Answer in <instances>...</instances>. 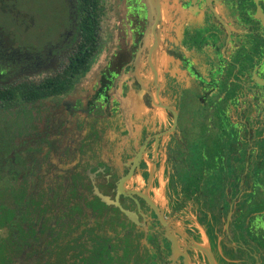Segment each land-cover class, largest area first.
<instances>
[{
  "label": "flooded vegetation",
  "instance_id": "obj_1",
  "mask_svg": "<svg viewBox=\"0 0 264 264\" xmlns=\"http://www.w3.org/2000/svg\"><path fill=\"white\" fill-rule=\"evenodd\" d=\"M20 1L0 0V89L55 76L68 84L8 112L1 108L0 124L13 122L15 140L0 132L4 145L11 143L5 156L0 151V189L7 169H18L23 161L28 178L19 182L26 195L12 221L6 220L5 207L0 209V264H209L191 248L194 243L209 250L213 264H263L254 236L255 228H262L256 219L264 220V0H159V19L139 52L137 69L133 63L148 26L147 8L140 0H96L97 48L108 44L109 55L117 47L116 57L121 26L131 59L115 71L103 70L98 88L84 85V79L80 87L85 93L92 89L90 95H82L76 84L91 59L83 72L65 77L82 39L78 0H61L66 11L51 13L45 26L36 23L38 15L18 9ZM126 13L136 21L132 32ZM104 16L109 26L103 42ZM6 19L20 35H36L16 40L1 25ZM154 36L158 44L150 56ZM194 53L206 58L202 69L195 67L200 62ZM161 63H168L165 70ZM246 80L255 88L248 90ZM139 152L137 167L117 195L118 181ZM164 158L170 170L163 175ZM183 170L192 181L205 179L211 203H201L194 220L201 228V212L213 217L210 235L204 230L207 244L196 228L170 220L181 198L174 195L164 205L153 199L155 188L164 193L175 187ZM94 189L111 200L117 196L136 220L102 202ZM135 191L146 196L162 222ZM245 212L255 213L254 220H240ZM173 220L183 225L179 231ZM166 232L178 245L174 257Z\"/></svg>",
  "mask_w": 264,
  "mask_h": 264
},
{
  "label": "trees",
  "instance_id": "obj_2",
  "mask_svg": "<svg viewBox=\"0 0 264 264\" xmlns=\"http://www.w3.org/2000/svg\"><path fill=\"white\" fill-rule=\"evenodd\" d=\"M76 13L80 14L78 19V28L81 33V42L74 58L71 61L75 63H69L68 67L65 70V77L70 76L72 73H80L85 70L88 65L90 56L96 46V34H97V17H96V0H78L77 8L75 9ZM68 82L65 80H60L58 76L55 77H46L37 84H28V83H19L13 87H7L6 89H0V115L3 113L1 108H4V111L8 110L20 102H32L35 99L45 97L47 95L57 94L64 91L67 88ZM20 97V98H19ZM4 112V115H5ZM2 118L0 117V120ZM12 121L8 123L0 124V132L6 131V133L11 134V139L15 140L14 132L12 131ZM4 141L0 138V151L3 150L2 155L8 153L9 147L8 144H11L7 140L4 145ZM13 146V145H12ZM4 155V156H5ZM26 161H23L19 168L7 169L5 174V186L2 190L0 189V209L5 207L8 212L6 220L12 221L14 216L15 208L18 202H22L25 197V187L19 185V182H24L28 178L27 169L25 168ZM61 167V166H60ZM56 167L53 173L56 175L58 169ZM186 171V170H185ZM20 173V176H19ZM65 175V174H64ZM63 175V176H64ZM21 177V178H18ZM201 180V181H200ZM198 181H192L183 174H179L175 187L173 186V192L176 199H183L178 203L177 208L181 210L185 207L184 202L187 199L196 200L197 203H202L205 206L210 200H208V193L206 191L205 179H200ZM199 182V183H198ZM176 185L180 186L179 191L177 192ZM1 188V187H0ZM200 200L202 202H200ZM250 212L242 213L243 220ZM4 219L3 216H0V224ZM213 217H210L205 212L200 213L199 224L204 228L207 234L210 235L212 231L211 222ZM264 264V261H263Z\"/></svg>",
  "mask_w": 264,
  "mask_h": 264
},
{
  "label": "rangeland",
  "instance_id": "obj_3",
  "mask_svg": "<svg viewBox=\"0 0 264 264\" xmlns=\"http://www.w3.org/2000/svg\"><path fill=\"white\" fill-rule=\"evenodd\" d=\"M61 0H21L20 3L17 4V8L29 12L28 15L30 14H36L37 16V20L36 23L41 25V26H45L44 24L41 23H45L48 22L49 23V18L48 16L51 13H59V11H66V9L61 5L62 2H60ZM62 7V9H61ZM48 14V15H47ZM107 16H104L102 19V33H101V38L102 41L104 42V32H105V27L107 28L109 26V22L106 21ZM108 20V19H107ZM124 20L126 23L129 24V29L132 32V28L133 25L136 24V21L133 17V15H131L130 13H126L124 16ZM1 21H3V19H1ZM10 19H6L4 23H1V25L4 27L6 33L7 32H11V34H13V36L15 37L16 40H23V41H28L30 40L32 37H34L36 34H29L27 36H24L23 34H19V30L18 29H14L16 27V24L13 23V25L10 22ZM19 22H22V19L19 20ZM33 23L32 21H29V24ZM4 24V25H3ZM120 25V24H119ZM44 28V27H43ZM109 34V32H107ZM103 35V36H102ZM115 37H116V41L120 44V50L117 52V56L113 58V53L116 52V49H114L109 55L108 52L106 53L105 50L108 46V44H105L103 46L98 45L95 47V49L93 50L92 54H91V60L89 63V71L87 72L86 76L81 79L76 85L79 87L80 91H83L82 95H90L93 93L92 89H90L88 92H84V90L81 89V84L84 82L83 80L85 79L86 82H84V85H88L89 87H91L92 85L96 86L97 84V88L101 85L100 82V78H101V73L103 70H110L113 69L114 71L118 68V66L124 64L123 62L129 61L131 59V54H129L130 51V46L127 48H123V43H124V37H125V33H124V29H122V27L120 26V29L117 31V33H115ZM108 42V41H106ZM105 42V43H106ZM96 48L99 51V54L96 53ZM164 53V52H163ZM196 54V55H195ZM106 56L107 59L105 58ZM111 56V58H110ZM190 56V54H189ZM194 56L196 59L195 61L200 62V63H195V67L197 69L201 68V65H205L206 63H203V61L206 59L204 57V55H201L200 53H194ZM112 59L113 63H109V61ZM117 62V63H115ZM177 64V63H176ZM175 63H173L174 66H176ZM168 65V63H161V67L160 69L165 70L166 66ZM248 83H246V87L248 90L254 89L255 87L252 84H249L250 82L248 80H246ZM219 88H221V86H219ZM221 90V89H219ZM89 93V94H88ZM74 95V94H72ZM71 94L69 96H72ZM171 94L167 93V98L169 100V98H171ZM170 101V100H169ZM171 103V102H168ZM158 111V110H156ZM159 114V113H157ZM158 118V115H156ZM255 116L254 114H252V117ZM225 120H223L224 123ZM151 128H155V126L150 125ZM179 185H176V187H178ZM173 187H170L169 190L166 189V192L162 193L158 188H155L153 190V199L156 203L164 205L166 202L171 201L172 199H174V194L172 192ZM238 189V187H237ZM240 191L242 192V189H240ZM238 195H240V193H238ZM185 196V195H184ZM182 196V199L183 197ZM181 199V200H182ZM219 199V196L218 198ZM185 207L182 208L181 210H179V208H177L175 210V212H173L170 215V220L175 219L176 218H188L190 216V214L192 215V217L196 216V210L197 207H200V203H197L196 200H189L187 199L186 202H184ZM198 205V206H197ZM264 212L262 213V219L264 218ZM166 215V214H165ZM255 215V213H249L245 219H253V216ZM167 216V215H166ZM161 220V217H160ZM259 219H256V222L258 224H262V228H255L257 229V236L254 238L257 240L260 249L263 250L264 252V220H261V223L258 222ZM162 222V220H161ZM174 225L177 226H183L180 222L174 221L173 220ZM251 225L254 227L253 222L251 223ZM174 227V228H175ZM180 228L177 227V231H179ZM200 234L202 235V239L204 244H207L206 242V238H205V232L204 229L201 227L199 228ZM252 231H254V229H252ZM260 231V232H259ZM254 233V232H253ZM252 239H250L251 241Z\"/></svg>",
  "mask_w": 264,
  "mask_h": 264
},
{
  "label": "water",
  "instance_id": "obj_4",
  "mask_svg": "<svg viewBox=\"0 0 264 264\" xmlns=\"http://www.w3.org/2000/svg\"><path fill=\"white\" fill-rule=\"evenodd\" d=\"M140 3L143 4L147 8L148 26H147V29H146V31H145V33L143 35V38H142L143 39L142 40L143 44H142L141 47L138 48L137 53H136L135 58H134L133 66L136 69L138 68V65H139V63H138L139 52L141 51L142 47L145 46L146 37H148L149 35H152L153 27H154V24H155L156 20L159 19V11H160L159 0H140ZM261 20L264 23V18H261ZM157 44H158V38H157V36H154L152 44H151V46L149 48L150 56H151V54H154L155 50L157 49ZM149 67L151 68L152 72L154 73L153 63H149ZM153 81H154V83H156L155 76L153 77ZM162 107L163 108H167L165 106H162ZM170 111L173 113V116H174L175 115L174 111L172 109H170ZM174 125H175V117L173 119V124H172V129L171 130H173ZM158 136H159V134H156L154 136V139H155L154 140V146H156V144H157ZM139 157H140V152L137 153L136 156L134 157V159L132 160V169L129 171V173L125 177L121 178L118 181V183L116 185L117 195L123 191L122 184H123L124 180L127 179L129 177V175L131 174V172L133 171V169L135 167H137V163H138ZM148 181H150V178L148 179ZM134 193H137V195H139L140 197L145 199L146 202L150 205V207L153 209V211L157 214V216L160 219V214L157 213L156 208L149 202V200L146 198V196L143 195L142 193H139V192H136V191ZM94 194L102 202H104L105 204L113 205V206L117 207L120 210V212L125 214L130 220H132V221L136 220L135 215L133 213L129 212L128 210H125L124 208H122L120 206V204L118 203V200H117V196L115 197V200H111L108 196H105V195H102L101 193H99L97 189H94ZM229 217H230V212L226 216L225 225H224L225 228L227 227V223L229 221ZM162 224L165 226V222L162 223ZM182 235L185 236V234H182ZM165 237L171 242V246H172L171 247V252H172V256L174 257L176 254L179 253L177 242H176L175 238L171 235L170 232H166ZM191 248L201 252L202 254H204V256L206 257L208 263L209 264H213L212 255H211V253L209 252V250L206 247H203L201 245H198V244L194 243V244H192ZM181 255L185 259L187 258V255L185 253H183ZM185 262L187 263V260H185Z\"/></svg>",
  "mask_w": 264,
  "mask_h": 264
},
{
  "label": "crops",
  "instance_id": "obj_5",
  "mask_svg": "<svg viewBox=\"0 0 264 264\" xmlns=\"http://www.w3.org/2000/svg\"><path fill=\"white\" fill-rule=\"evenodd\" d=\"M158 115V114H157ZM159 115H161L160 113H159ZM158 115V116H159ZM163 168H162V170H161V172L163 173V175L165 174V173H167V172H169V170H170V168H168V169H166V166H165V158L163 159ZM181 172V173H180ZM179 173L180 174H183V172H185V170H183V171H180ZM213 184H211V186H212ZM207 204H210V203H207ZM216 204V201L214 200L213 201V205H215ZM217 205V204H216ZM198 206V205H197ZM200 207H197V210L199 209ZM216 209H218V208H216ZM196 210V211H197ZM196 213V212H195ZM196 217H192V215L190 214V216L188 217V218H182V217H180L179 219H180V221L183 223V225L184 226H192V228H196L197 230H199V228H200V226L198 225V223L196 222V220H194ZM192 219L194 220V222H192ZM179 221V222H180ZM180 222V223H181ZM199 233H200V231H199Z\"/></svg>",
  "mask_w": 264,
  "mask_h": 264
}]
</instances>
